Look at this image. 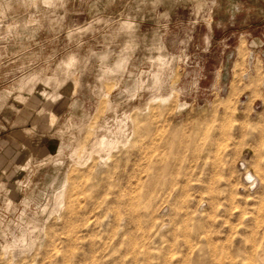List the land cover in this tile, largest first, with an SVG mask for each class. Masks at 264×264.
<instances>
[{
  "label": "rangeland",
  "instance_id": "1",
  "mask_svg": "<svg viewBox=\"0 0 264 264\" xmlns=\"http://www.w3.org/2000/svg\"><path fill=\"white\" fill-rule=\"evenodd\" d=\"M0 264H264V0H0Z\"/></svg>",
  "mask_w": 264,
  "mask_h": 264
},
{
  "label": "bare ground",
  "instance_id": "2",
  "mask_svg": "<svg viewBox=\"0 0 264 264\" xmlns=\"http://www.w3.org/2000/svg\"><path fill=\"white\" fill-rule=\"evenodd\" d=\"M248 178L251 179L252 178V175H250Z\"/></svg>",
  "mask_w": 264,
  "mask_h": 264
}]
</instances>
